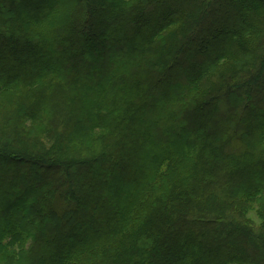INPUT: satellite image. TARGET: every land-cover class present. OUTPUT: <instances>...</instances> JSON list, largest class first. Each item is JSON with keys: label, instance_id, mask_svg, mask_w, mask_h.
I'll return each instance as SVG.
<instances>
[{"label": "trees", "instance_id": "1", "mask_svg": "<svg viewBox=\"0 0 264 264\" xmlns=\"http://www.w3.org/2000/svg\"><path fill=\"white\" fill-rule=\"evenodd\" d=\"M0 264H264V0H0Z\"/></svg>", "mask_w": 264, "mask_h": 264}, {"label": "rangeland", "instance_id": "2", "mask_svg": "<svg viewBox=\"0 0 264 264\" xmlns=\"http://www.w3.org/2000/svg\"><path fill=\"white\" fill-rule=\"evenodd\" d=\"M8 119L12 120L13 116L12 115L7 116L6 120L8 121ZM236 215L238 218L240 217L244 221L249 222L251 224L258 223L262 219V216L257 213V209L255 208V205L240 210L239 212L236 213Z\"/></svg>", "mask_w": 264, "mask_h": 264}]
</instances>
